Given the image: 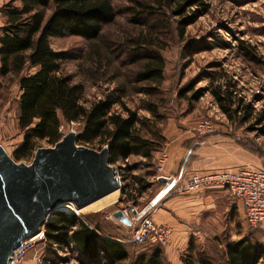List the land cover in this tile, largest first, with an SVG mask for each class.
I'll use <instances>...</instances> for the list:
<instances>
[{
	"label": "rangeland",
	"instance_id": "rangeland-1",
	"mask_svg": "<svg viewBox=\"0 0 264 264\" xmlns=\"http://www.w3.org/2000/svg\"><path fill=\"white\" fill-rule=\"evenodd\" d=\"M162 1L111 0L116 11L115 19L103 26L97 38L50 37V46L66 54L60 73L69 75L72 82L82 84L86 105L111 94L139 116L148 118L142 125V133L156 139L158 131L160 147L168 140L166 125L169 121L174 126V137L185 134L189 137L186 141H189L205 135L196 131L195 124L197 120L209 117L216 124L215 133L219 135H210L208 140L213 137L228 140L250 156L249 167L264 168V0H205L208 11L188 25L182 37L176 29L177 17L171 13L174 3L166 5L161 4ZM139 4L150 5L155 11L138 13ZM51 9L52 5L46 9V15ZM4 21L5 17L0 13V24ZM145 41L162 56L160 81H138L135 78L145 61H131L133 46ZM35 69L25 68L21 75ZM213 73L215 84L227 85L228 81H233L236 96L242 98V105L251 108L246 121L220 115L222 111L208 91ZM19 76L13 73L0 75V148L14 161L29 164L35 151L21 159L14 156L23 137L17 118L21 92ZM189 82L195 89L204 88L202 96L191 102L177 94ZM150 107L156 109V115L149 112L147 108ZM113 110H121L118 103L114 104ZM62 125L63 134H76L79 126L70 122ZM37 145L39 148L53 146L45 140L38 141ZM84 146L98 149L96 143ZM187 155L188 152L184 158ZM112 166L120 182L116 201L103 210L84 211L78 215H95L107 232L125 245L128 258L117 264H135L140 255L152 252L151 248L132 242L130 227L112 216L114 211L127 206L131 208L129 215L134 209L144 212L153 206L155 218L167 222L162 215H169L175 224L184 228L183 232L180 231V240L177 239V247L169 251L162 248L163 264H185V260L192 264H225L224 249L228 242L244 235L258 239L262 237L261 232L264 233V223L257 227L248 225L235 198L229 193L230 197L225 194L219 197L209 211L204 209L200 219L181 212L176 199L179 194L173 189L165 191L171 185L170 180L164 184L156 178L155 159L130 156L126 162ZM61 206L79 211L71 204ZM190 241L192 251H189ZM26 258L30 264H108L102 260H88L70 247L49 248L47 242L30 250Z\"/></svg>",
	"mask_w": 264,
	"mask_h": 264
},
{
	"label": "trees",
	"instance_id": "trees-1",
	"mask_svg": "<svg viewBox=\"0 0 264 264\" xmlns=\"http://www.w3.org/2000/svg\"><path fill=\"white\" fill-rule=\"evenodd\" d=\"M18 2V3H16ZM174 3L171 13L176 16V29L182 37L185 28L194 23L198 16L209 9L205 0H163L161 4ZM52 5L49 15L46 9ZM192 8L191 11H188ZM152 6L139 4L137 12L153 13ZM5 17L0 27V75L18 74L20 95L18 101V126L23 133L22 142L14 150L16 159L31 155L38 147V141L45 140L54 145L61 140L63 122L77 123L75 142L80 145H98L97 150L107 147L111 165L124 163L130 156L153 159L159 151L160 138L156 139L142 133V125L149 119L141 117L120 98L115 100L106 94L86 105L83 102V86L72 82L69 75L60 73L66 54L54 50L49 44L50 37L64 35L79 36L87 40L97 38L104 25L111 23L116 11L111 0H9L0 8ZM144 60L143 67L135 73L138 81H160L163 59L160 53L151 48L147 41L133 46L131 61ZM25 68H36L32 72L21 73ZM215 73L209 80L208 91L219 109L230 119L244 122L251 108L242 105L232 80L227 85L215 84ZM204 88H194L192 83L181 87L177 94L185 96L188 102L199 99ZM189 93V94H188ZM118 103L121 110H113ZM156 115V109L147 108ZM247 112V113H246ZM239 113H246L238 116ZM153 133V132H151ZM215 131L202 138L185 141L184 149L188 155L180 164L179 171L192 160L196 151ZM163 137V136H162ZM164 142V141H163ZM188 143H190L188 145ZM131 168L133 166H130ZM68 209V208H67ZM71 209V208H69ZM84 218L82 215L54 211L45 224L46 242L59 249L73 248L86 259L102 260L117 264L128 258L125 245L114 240L100 220ZM85 222H84V220ZM254 239L244 235L230 241L224 249L225 264H264V233ZM151 248V254H142L135 264H163L162 248L156 243L145 241L135 243ZM192 242H189V251ZM185 264H192L185 260ZM202 264H206L202 262Z\"/></svg>",
	"mask_w": 264,
	"mask_h": 264
},
{
	"label": "water",
	"instance_id": "water-1",
	"mask_svg": "<svg viewBox=\"0 0 264 264\" xmlns=\"http://www.w3.org/2000/svg\"><path fill=\"white\" fill-rule=\"evenodd\" d=\"M108 155L107 147L77 145L72 132L52 147L38 148L29 164L14 161L0 148V264H6L19 240L34 235L54 211L62 210L60 203L80 208L120 187ZM112 216L130 224L120 210Z\"/></svg>",
	"mask_w": 264,
	"mask_h": 264
},
{
	"label": "built area",
	"instance_id": "built-area-1",
	"mask_svg": "<svg viewBox=\"0 0 264 264\" xmlns=\"http://www.w3.org/2000/svg\"><path fill=\"white\" fill-rule=\"evenodd\" d=\"M220 115L225 116L222 112H220ZM70 123L76 124L75 122ZM215 125L209 117H205L196 121L195 129L199 134H208L215 131ZM62 129L63 125L60 126L61 131ZM166 160V150L162 149L156 159V170L158 172L156 178L165 177L167 180L172 181L167 192L173 189V192L182 194L222 186L233 198L242 203L245 220L249 226L257 227L264 223V168L244 167L237 170L191 171L177 176H167L163 174ZM62 210L66 213L78 215L76 211L69 208L63 207ZM119 210L129 219L130 224L127 226L130 227V240L132 242L150 241L164 247L169 244L171 229L165 224L155 222L153 206L144 212L134 209L133 211L136 213H131V215L128 214L131 210L128 206ZM45 224L46 222L39 227L34 235L18 241L7 256L6 264H22L30 250L40 244L44 245L46 242Z\"/></svg>",
	"mask_w": 264,
	"mask_h": 264
},
{
	"label": "crops",
	"instance_id": "crops-1",
	"mask_svg": "<svg viewBox=\"0 0 264 264\" xmlns=\"http://www.w3.org/2000/svg\"><path fill=\"white\" fill-rule=\"evenodd\" d=\"M5 1V2H4ZM6 0H0V7L5 4ZM18 3V2H16ZM1 13V12H0ZM3 23L0 24V27ZM2 37V33L0 31V38ZM170 121L166 125L167 133L166 136L168 140L162 146V149L166 150L167 160L164 163L163 171L167 176H177L179 172V167L181 162L183 161L187 150L184 149L183 144L186 140L189 139L185 134L179 136H175L174 126ZM187 137V138H185ZM159 151H156L153 156V160L157 159L160 155ZM192 160L189 162L188 166L183 170V173H188L190 171H214V170H237L244 167H249L250 156L244 154L240 150L236 149L233 144H230L228 140H221V137H213L209 139L207 142L200 145V147L191 153ZM182 173V172H181ZM172 183V181L170 180ZM160 191V190H159ZM223 194L229 196L227 190L222 186H214L206 189H200L197 191H190L179 194L176 196V199L179 201L177 207L183 213L192 215L193 218H199L203 215L202 212L204 209H208L209 211L217 199L221 197ZM230 197V196H229ZM238 207L241 209L244 215V207L242 203L235 199ZM64 211V210H63ZM202 213V214H201ZM84 218L92 219L94 218L90 214L83 215ZM163 218L167 222H162L158 217H154L155 219L161 220L157 221L158 224H165L170 227V242L166 245L167 251L172 249L173 247H177L179 243V237L181 235L180 231H184V228L178 224H175L173 221V217L162 215ZM83 218V220H84ZM169 218V219H168ZM200 219V218H199ZM85 222V220H84ZM114 240H118L113 238ZM177 239H179L177 241ZM264 241V238H262ZM22 264H30L29 259H25Z\"/></svg>",
	"mask_w": 264,
	"mask_h": 264
},
{
	"label": "bare ground",
	"instance_id": "bare-ground-1",
	"mask_svg": "<svg viewBox=\"0 0 264 264\" xmlns=\"http://www.w3.org/2000/svg\"><path fill=\"white\" fill-rule=\"evenodd\" d=\"M117 195H118V188L86 203L80 208L74 207L73 204H71L70 202L60 203L58 207L64 204H71L74 207V209L79 210L77 211V213L84 212V211H92V212L100 211V210H103L104 208H107L111 204H113L117 199Z\"/></svg>",
	"mask_w": 264,
	"mask_h": 264
}]
</instances>
